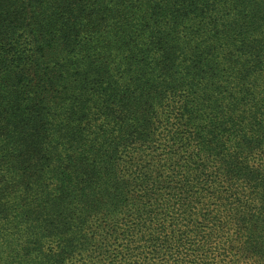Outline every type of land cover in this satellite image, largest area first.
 <instances>
[{
    "label": "trees",
    "instance_id": "trees-1",
    "mask_svg": "<svg viewBox=\"0 0 264 264\" xmlns=\"http://www.w3.org/2000/svg\"><path fill=\"white\" fill-rule=\"evenodd\" d=\"M0 264H264V0H0Z\"/></svg>",
    "mask_w": 264,
    "mask_h": 264
}]
</instances>
